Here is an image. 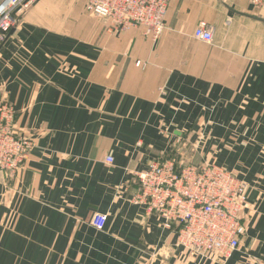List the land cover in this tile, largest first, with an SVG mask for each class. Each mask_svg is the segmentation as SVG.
Returning <instances> with one entry per match:
<instances>
[{
    "label": "crops",
    "instance_id": "0c3cea01",
    "mask_svg": "<svg viewBox=\"0 0 264 264\" xmlns=\"http://www.w3.org/2000/svg\"><path fill=\"white\" fill-rule=\"evenodd\" d=\"M85 6L38 0L0 44V103L33 142L14 179L0 173V264H264V0H169L157 41ZM167 160L247 185L228 259L190 256L132 203L136 173Z\"/></svg>",
    "mask_w": 264,
    "mask_h": 264
},
{
    "label": "built area",
    "instance_id": "2783aa9c",
    "mask_svg": "<svg viewBox=\"0 0 264 264\" xmlns=\"http://www.w3.org/2000/svg\"><path fill=\"white\" fill-rule=\"evenodd\" d=\"M38 0H1L0 44ZM86 11L123 32L142 28L144 35L157 41L164 32L169 0H85ZM193 38L210 44L212 29L199 23ZM32 139L18 133L15 112L7 102L0 103V173L14 179L24 167ZM107 163H112L108 157ZM134 205L142 206L160 220L162 228L175 234L176 244L198 260L213 254L228 259L240 247L246 233V218L254 208L249 204L247 185L223 167L213 164H185L172 160L151 163L136 173ZM106 216L95 214L91 225L101 231ZM192 264H199L194 262Z\"/></svg>",
    "mask_w": 264,
    "mask_h": 264
}]
</instances>
